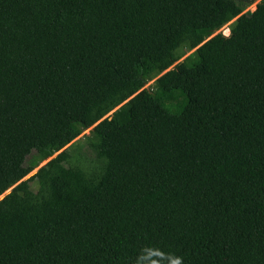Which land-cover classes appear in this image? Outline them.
Instances as JSON below:
<instances>
[{
  "label": "trees",
  "instance_id": "16d2710c",
  "mask_svg": "<svg viewBox=\"0 0 264 264\" xmlns=\"http://www.w3.org/2000/svg\"><path fill=\"white\" fill-rule=\"evenodd\" d=\"M253 2L0 0V264H264Z\"/></svg>",
  "mask_w": 264,
  "mask_h": 264
},
{
  "label": "water",
  "instance_id": "95a60500",
  "mask_svg": "<svg viewBox=\"0 0 264 264\" xmlns=\"http://www.w3.org/2000/svg\"><path fill=\"white\" fill-rule=\"evenodd\" d=\"M236 19V18H235ZM235 19H233L231 22H233ZM196 49V48H195ZM195 49H193V50H195ZM180 60H182V59H180ZM179 60V61H180ZM178 61V62H179ZM173 66H171L170 68H168L167 70H169V69H171ZM166 70V71H167ZM166 71H164V72H166ZM163 72V73H164ZM119 107V106H118ZM117 107V108H118ZM113 112V111H112ZM112 112H110L109 114H111ZM106 116H108V115H106ZM91 128H93V126L92 127H90L89 129H88V131L86 132H84V133H86V134H89L90 133V129ZM83 135V134H82ZM82 135H80L79 137H81ZM78 137V138H79ZM78 138H76V139H74L72 142H70L69 144H67L65 147H63L61 150H59L57 153H55L53 156H51L50 158H48V159H46V160H44L38 167H36L35 169H33L31 172H29L21 181H23V180H25V179H28V178H30L31 176H33L36 172H37V170L42 166V165H44L46 162H48L51 158H53V157H55L59 152H61V151H63L65 148H67L68 146H70L74 141H76ZM20 182V181H19ZM18 182V183H19ZM14 186H16V184L15 185H13L11 188H9L7 191H5L3 194H1L0 195V199H2L7 193H9L10 191H11V189L14 187Z\"/></svg>",
  "mask_w": 264,
  "mask_h": 264
},
{
  "label": "rangeland",
  "instance_id": "374dc122",
  "mask_svg": "<svg viewBox=\"0 0 264 264\" xmlns=\"http://www.w3.org/2000/svg\"><path fill=\"white\" fill-rule=\"evenodd\" d=\"M260 0H254V2L250 5V6H248L247 7V9L246 10H254L255 8H256V4H257V2H259ZM231 23V21L229 22V23H227L225 26H223L221 29H219L217 32H223L224 34H229V32H230V27H229V24ZM227 28L229 29V31L228 32H226V30H227ZM216 32V33H217ZM215 34V33H214ZM194 50H189V51H187V53H186V55L182 58V59H184L187 55H189V54H191L192 52H193ZM152 81H150V82H148L145 86H148L150 83H151ZM86 132L88 131V129L87 130H85ZM84 131V132H85ZM83 151H86V148H85V144H83V149H82ZM32 187L33 188H36L37 187V184H35V183H33L32 184Z\"/></svg>",
  "mask_w": 264,
  "mask_h": 264
},
{
  "label": "bare ground",
  "instance_id": "6f19581e",
  "mask_svg": "<svg viewBox=\"0 0 264 264\" xmlns=\"http://www.w3.org/2000/svg\"><path fill=\"white\" fill-rule=\"evenodd\" d=\"M228 31H229V29L227 28L226 32H228Z\"/></svg>",
  "mask_w": 264,
  "mask_h": 264
}]
</instances>
